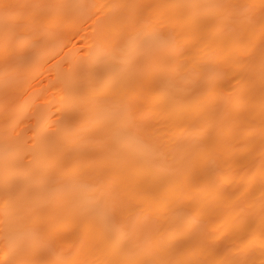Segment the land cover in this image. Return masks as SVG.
<instances>
[{"label": "bare ground", "instance_id": "bare-ground-1", "mask_svg": "<svg viewBox=\"0 0 264 264\" xmlns=\"http://www.w3.org/2000/svg\"><path fill=\"white\" fill-rule=\"evenodd\" d=\"M0 264H264V0H0Z\"/></svg>", "mask_w": 264, "mask_h": 264}, {"label": "snow or ice", "instance_id": "snow-or-ice-1", "mask_svg": "<svg viewBox=\"0 0 264 264\" xmlns=\"http://www.w3.org/2000/svg\"><path fill=\"white\" fill-rule=\"evenodd\" d=\"M159 39L158 34L147 30L131 29L123 32L117 38L114 46L106 50L109 63L98 71L93 87L96 89L103 88L114 68L119 67L123 61L134 53L155 47L159 43ZM175 88L178 89V85H175ZM117 135L128 144L135 145L137 143L136 135L130 131L126 124L117 130ZM177 211H180V209H177Z\"/></svg>", "mask_w": 264, "mask_h": 264}, {"label": "rangeland", "instance_id": "rangeland-1", "mask_svg": "<svg viewBox=\"0 0 264 264\" xmlns=\"http://www.w3.org/2000/svg\"><path fill=\"white\" fill-rule=\"evenodd\" d=\"M75 39V38H74Z\"/></svg>", "mask_w": 264, "mask_h": 264}]
</instances>
